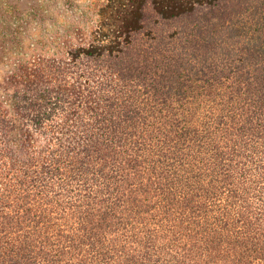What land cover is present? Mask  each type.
<instances>
[{"label":"trees","instance_id":"1","mask_svg":"<svg viewBox=\"0 0 264 264\" xmlns=\"http://www.w3.org/2000/svg\"><path fill=\"white\" fill-rule=\"evenodd\" d=\"M95 14L0 69V264H264V0Z\"/></svg>","mask_w":264,"mask_h":264},{"label":"rangeland","instance_id":"2","mask_svg":"<svg viewBox=\"0 0 264 264\" xmlns=\"http://www.w3.org/2000/svg\"><path fill=\"white\" fill-rule=\"evenodd\" d=\"M103 0H5L10 11L0 9V69L22 58L59 55L62 44L76 42V34L89 33L95 25L96 8ZM251 30H254L253 27ZM174 26L161 24L151 10L145 12L143 30L134 37V53L153 43L149 38L167 35ZM241 32H243L241 30ZM227 46L248 41L250 33ZM248 36V37H247ZM157 41V40H156ZM0 70V74H2Z\"/></svg>","mask_w":264,"mask_h":264}]
</instances>
